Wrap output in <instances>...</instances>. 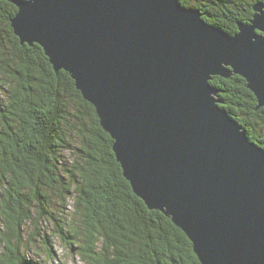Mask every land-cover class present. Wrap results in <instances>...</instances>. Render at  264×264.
<instances>
[{"label": "water", "instance_id": "95a60500", "mask_svg": "<svg viewBox=\"0 0 264 264\" xmlns=\"http://www.w3.org/2000/svg\"><path fill=\"white\" fill-rule=\"evenodd\" d=\"M39 45L97 112L133 192L201 264H264V147L224 108L238 75L264 107V3L230 34L180 0H14Z\"/></svg>", "mask_w": 264, "mask_h": 264}, {"label": "trees", "instance_id": "16d2710c", "mask_svg": "<svg viewBox=\"0 0 264 264\" xmlns=\"http://www.w3.org/2000/svg\"><path fill=\"white\" fill-rule=\"evenodd\" d=\"M180 1L230 34L264 3ZM15 12L0 0V264H54V237L81 264H201L185 233L135 195L113 139L70 74L56 73L42 47L14 34ZM211 84L221 107L264 147V107L246 80L216 76ZM44 222L54 225L49 236Z\"/></svg>", "mask_w": 264, "mask_h": 264}, {"label": "rangeland", "instance_id": "374dc122", "mask_svg": "<svg viewBox=\"0 0 264 264\" xmlns=\"http://www.w3.org/2000/svg\"><path fill=\"white\" fill-rule=\"evenodd\" d=\"M42 227H43V229H41L42 233H45L48 236L54 229V225L49 222H44ZM51 242L53 245V250L56 254V256L54 257L56 259V262L54 264H81L80 260L77 257L70 255V253L68 252V246L65 245L60 240V238L54 237L51 239ZM37 248L39 251L38 253L40 255L39 257L43 259V255L41 254L42 253L44 254V248L42 247V245L37 246Z\"/></svg>", "mask_w": 264, "mask_h": 264}, {"label": "flooded vegetation", "instance_id": "af4514ba", "mask_svg": "<svg viewBox=\"0 0 264 264\" xmlns=\"http://www.w3.org/2000/svg\"><path fill=\"white\" fill-rule=\"evenodd\" d=\"M3 3H5L7 6H9L10 8H16V12L14 13V15H12L11 17H14L15 16V14L17 13V11H18V8H17V6L15 5V3L13 2L14 0H1ZM6 14V13H5ZM6 15H8V13L6 14ZM6 32H7V34H8V39H9V41H11V39H12V32H11V30H10V28L7 26V29H6ZM6 40V39H5Z\"/></svg>", "mask_w": 264, "mask_h": 264}]
</instances>
